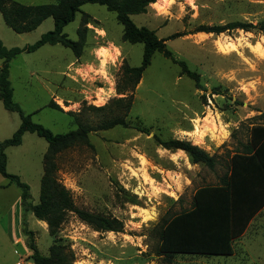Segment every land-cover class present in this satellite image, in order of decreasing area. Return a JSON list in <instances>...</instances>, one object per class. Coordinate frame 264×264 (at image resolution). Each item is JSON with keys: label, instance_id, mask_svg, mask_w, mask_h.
<instances>
[{"label": "rangeland", "instance_id": "1", "mask_svg": "<svg viewBox=\"0 0 264 264\" xmlns=\"http://www.w3.org/2000/svg\"><path fill=\"white\" fill-rule=\"evenodd\" d=\"M85 15L89 22L79 57L56 44L23 52L9 62L12 99L34 123L64 134L78 123L96 125L113 117L119 113L113 101L132 95L128 127L89 132L91 146L76 144L55 158V178L69 191L73 204L117 219L122 230L95 231L69 213L51 237L43 221L21 208V190L0 175V264H32L27 232L40 255L48 256L50 247L59 243L72 253V264H237L239 254L232 263L222 257L169 258L155 250L163 220L190 209L198 188L218 184L228 174L232 157L249 142L252 125L262 123L257 116L264 111V34L237 29L213 35L194 30L264 21V0H157L146 13L131 16L134 24L154 30L159 39L183 34L166 40L165 46L199 75V89L178 65L154 52L130 92L122 70L140 65L143 45L123 42L115 14L97 4L82 5L63 28L70 40H78ZM52 29L49 17L35 30L17 34L0 14V41L7 49L32 45ZM100 53L106 54L104 64ZM119 88L124 89L121 94ZM50 100L62 112L47 107ZM18 124V115L0 102V141L10 138ZM157 139L190 142L216 164L212 170L194 164L184 152L162 148ZM46 149L44 139L25 133L19 146L5 150L6 172L28 186L33 204L39 200ZM15 238L20 241L14 242Z\"/></svg>", "mask_w": 264, "mask_h": 264}, {"label": "trees", "instance_id": "2", "mask_svg": "<svg viewBox=\"0 0 264 264\" xmlns=\"http://www.w3.org/2000/svg\"><path fill=\"white\" fill-rule=\"evenodd\" d=\"M157 0H54L52 4L23 5L15 1L0 0V14L4 24L17 34L29 33L35 30L45 19L52 18L53 29L40 36L32 45L22 48L7 49L0 41V102L3 108L14 112L20 119L18 128L10 138L0 141V175L13 182L20 190V206L23 211L32 214L37 220L43 221L47 231L54 237L64 222L66 215H75L82 223L95 231L120 232L122 224L114 218H107L99 214H93L77 208L69 191L55 178L56 155L76 144L91 146L87 140L89 132L104 131L115 126L128 127L126 117L131 108L132 95L121 97L113 102L118 114L109 119L102 120L96 125L78 123L76 129L64 134H53L40 124L31 120L30 114L22 112L20 107L12 99V88L9 81V62L17 55L26 52L32 53L44 45L60 44L70 49L76 57L81 54L84 45L85 25L89 22L85 15L78 28V40H70L63 33V28L72 22L75 14L84 4H97L107 11L113 12L118 24L122 26L121 40L130 44L143 45L142 60L137 67L124 66L122 75L125 80V88L132 92L142 76L143 71L149 66L154 52L160 53L164 58L179 66L181 74L193 80L195 87L200 88V77L197 73L188 69L183 61L174 58L171 51L165 46V41L175 39L183 34L174 33L167 39H159L154 30L144 26H137L131 16L144 14L149 6ZM255 31L264 34V21L252 25L246 22H230L218 26H200L194 32L220 35L233 30ZM124 89L117 91L122 93ZM47 107L62 112L60 107L50 100ZM93 110H103L104 107H90ZM264 122V112L257 116ZM264 125V124H263ZM256 130L262 131L256 134ZM25 133H34L45 140L47 149L42 159V176L40 179L39 200L33 204L30 199L29 188L22 183L17 176L6 172L5 150L21 144ZM264 139V127L259 124L252 125L250 140L242 146V151L231 159L228 174L223 175L218 184L198 188L193 195V202L188 210L169 216L163 220L159 229V243L156 254L166 257L174 255H192L204 257H228L233 254L232 240L244 229L248 218L253 214L240 213L238 179V159L249 157L254 159V149ZM158 140V139H157ZM158 143L166 150L184 152L192 163H202L209 169H213L216 161L198 146L182 140H167ZM253 167V166H252ZM26 245L32 252V264H72L73 255L67 252L64 245L54 243L48 256H42L36 249L32 233L27 232Z\"/></svg>", "mask_w": 264, "mask_h": 264}, {"label": "crops", "instance_id": "3", "mask_svg": "<svg viewBox=\"0 0 264 264\" xmlns=\"http://www.w3.org/2000/svg\"><path fill=\"white\" fill-rule=\"evenodd\" d=\"M261 122L260 127H264V122ZM261 133L262 131L256 130V134ZM237 184L240 197L238 204L240 213L243 215L242 219L252 211L254 212L248 218L241 234L232 240L233 254L222 258L233 263L239 254L237 264H243V262L264 264V139L254 149L253 160L249 157L238 159ZM2 235L6 236L3 231ZM19 241L20 238L14 240V242Z\"/></svg>", "mask_w": 264, "mask_h": 264}, {"label": "bare ground", "instance_id": "4", "mask_svg": "<svg viewBox=\"0 0 264 264\" xmlns=\"http://www.w3.org/2000/svg\"><path fill=\"white\" fill-rule=\"evenodd\" d=\"M166 2H169L170 0H165ZM151 5H155L156 6V2L155 3H153V4H151ZM160 10H162L163 8H159ZM100 57H102L103 59L101 60L102 61V63L104 64V63H106V54H102V53H100ZM202 136L203 135H201V138H202Z\"/></svg>", "mask_w": 264, "mask_h": 264}, {"label": "water", "instance_id": "5", "mask_svg": "<svg viewBox=\"0 0 264 264\" xmlns=\"http://www.w3.org/2000/svg\"><path fill=\"white\" fill-rule=\"evenodd\" d=\"M28 260H29V262H30V263H32V262H33L32 258H30V257H29V259H28Z\"/></svg>", "mask_w": 264, "mask_h": 264}]
</instances>
